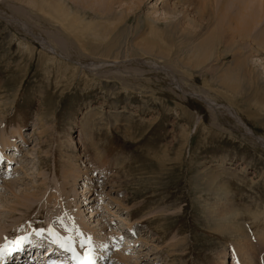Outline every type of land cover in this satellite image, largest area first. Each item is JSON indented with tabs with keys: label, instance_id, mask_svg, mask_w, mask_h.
<instances>
[{
	"label": "rangeland",
	"instance_id": "374dc122",
	"mask_svg": "<svg viewBox=\"0 0 264 264\" xmlns=\"http://www.w3.org/2000/svg\"><path fill=\"white\" fill-rule=\"evenodd\" d=\"M35 1L0 0V245L60 232V246L66 221L108 264H242L241 248L264 264V52L244 54L252 76L227 89L243 50L223 53L211 2ZM56 2L93 33L65 30Z\"/></svg>",
	"mask_w": 264,
	"mask_h": 264
},
{
	"label": "bare ground",
	"instance_id": "6f19581e",
	"mask_svg": "<svg viewBox=\"0 0 264 264\" xmlns=\"http://www.w3.org/2000/svg\"><path fill=\"white\" fill-rule=\"evenodd\" d=\"M48 1V0H47ZM57 1H59V0H57ZM36 1L35 0H31V4L33 5V6H35L36 5V3H35ZM209 2H211V4H212V6H213V13H215L216 14V16L217 17H222V18H225L227 21H228V25H227V27H224V38H225V41L223 42V40H222V42L224 43V45H223V49H225V50H223V53L224 54H226V53H228V52H233V51H230L231 49H235V48H242V50L243 51H241V49H238L237 50V59L234 61V69H232V70H230V71H227V72H225L224 74H223V79H222V81L220 82V87H224V88H227V89H235V88H239V87H241L242 85H245L246 83L244 82V84H243V81L241 80V78L242 79H245L246 78V76H248V75H251L252 76V70L249 68H247V69H245L244 71H242L243 70V67H244V65H245V59H244V54H246V53H249L250 55L251 54H253V53H259L260 51H263L264 52V28L263 29H261V30H259L258 32H255L256 31V27L259 25V24H261L263 21H264V0H233V2L235 3V4H237V7H239V8H236L235 9V11L233 12V13H231V10H233V8H227L226 7V5H225V3L227 2L226 0H204V2H203V4H207V3H209ZM25 3V2H24ZM28 3V2H27ZM30 4V3H29ZM56 7L55 8H50V9H53L52 11H54V13H56L57 14V17H59V18H61V22L64 24V23H67L66 21H68V19H71L72 20V23H74L73 24V26L74 27H71V26H67V25H62V27L63 28H65V27H67V28H69V30H73V28H77L76 27V25L78 24L77 22L79 21L80 23H83L82 25L84 26V27H87L88 29H90L91 31H92V33H93V30L91 29L92 28V25H91V28L89 27L90 26V24L89 23H86L85 21H84V19L83 18H81L80 17V15H78V14H76V13H74L71 9H70V7L68 6V5H66L65 6V4L64 3H62V2H56ZM215 5H217V7H215ZM45 6H46V4H45ZM38 7V6H37ZM36 7V8H37ZM35 8V7H34ZM42 10V13H44L45 11L43 10V9H41ZM37 11H38V9H37ZM44 11V12H43ZM65 13V15L67 16H65L66 18H64L63 16H64V14L63 13ZM41 13V14H42ZM50 13V12H49ZM53 13V14H54ZM227 13H231L230 15H228ZM46 14V13H45ZM44 14V15H45ZM243 14H246L247 15V20L246 21H241L240 23L237 21V20H239L240 18H242V16H243ZM43 15V16H44ZM48 15V14H47ZM56 17V18H57ZM240 17V18H239ZM48 18V17H47ZM58 18V19H59ZM48 19H53V18H48ZM53 21H55V20H53ZM70 21V20H69ZM56 22V21H55ZM108 22V21H107ZM121 22H123V20L122 21H119V22H117L115 25L116 26H113V28L114 27H117L118 25H120L121 24ZM56 23H59V22H56ZM15 25V24H14ZM81 26V24L79 25V27ZM110 26H111V24H110ZM83 27V28H84ZM231 27H233V28H231ZM71 28V29H70ZM79 30H81V28H78ZM115 29V28H114ZM65 30H68V29H66L65 28ZM68 30V31H69ZM67 31V32H68ZM73 32V31H72ZM74 32H79L77 29H75L74 30ZM85 32V31H84ZM74 34V35H76L78 38L80 37V35H81V33H78V34ZM89 33V32H88ZM86 34V33H85ZM218 34V33H217ZM91 35V34H90ZM226 35V36H225ZM218 36L219 37H222V35L219 33L218 34ZM218 36H214V37H212V38H210L206 43H204V45H202L201 47V52H202V54L201 55H199V57H197L196 58V56H195V63H196V65L198 66V65H203L204 63H206V61L207 60H209V59H211V57L212 56H210V51H208V50H211V49H214L215 48V46H218V41L220 40V39H223V38H220V39H218ZM83 38V37H82ZM75 40V39H74ZM76 40L77 41H80V38L79 39H77L76 38ZM245 43L246 44H248L247 45V47L246 48H244V46H245ZM217 44V45H216ZM237 44V45H236ZM219 46H220V44H219ZM147 48H150V47H147ZM221 48V47H220ZM246 49H248V51L246 50ZM257 50V51H255L254 52V50ZM245 50L247 51V52H245ZM244 52V53H243ZM221 53V52H220ZM236 57V56H235ZM225 58H227V57H225ZM218 59L220 60V59H223L222 58V56H221V54H220V56H218ZM226 60V59H225ZM192 63H194L193 61H192ZM221 78V77H220ZM256 78V77H255ZM221 80V79H220ZM254 80V79H253ZM253 80H251L250 82H249V84L251 85H255L256 83H255V81H253ZM247 81H248V78H247ZM253 82H254V84H253ZM258 84V83H257ZM256 84V85H257ZM249 85V86H250ZM260 86V85H259ZM252 88V87H251ZM236 89V90H237ZM235 91V90H234ZM236 92V91H235ZM264 95V93L262 94V96ZM7 145H9V144H7V143H4V142H1L0 143V156H2V149L1 148H3V147H6ZM100 152H97L96 153V155L97 154H99ZM98 157V156H97ZM100 157H101V155H100ZM100 157H99V159H100ZM102 158H104V157H102ZM101 158V159H102ZM11 159V158H10ZM10 159H8V160H10ZM102 161H103V159H102ZM72 166L74 165V164H71ZM86 168V167H85ZM72 169V168H71ZM69 172H66V174H64L63 175V177H64V181L65 180H70V179H75V178H77V176L76 175H78V174H76V172H74L73 170H72V172H71V175L70 174H68ZM67 175H69V176H67ZM80 176V175H79ZM88 176V175H87ZM0 180H1V178H0ZM80 193V192H79ZM78 193V194H79ZM84 193L85 192H81V194L80 195H84ZM87 195V194H86ZM85 195V196H86ZM68 203V202H67ZM61 204V208H63L64 206H65V204L62 202V203H60ZM91 204V202H88V204L87 205H90ZM24 207H27L28 205H26V204H24L23 205ZM60 207V206H59ZM67 207V206H66ZM27 209H28V211H30V210H33V208L31 207V205L30 206H28L27 207ZM49 211V210H48ZM91 213H93V212H91ZM93 215V214H92ZM49 217V216H48ZM97 216H91L90 217V219L88 220V222L86 223V225H83L82 227H80L82 230L83 229H85V231H88L89 233L91 232V230H92V232H93V230H95L94 228H95V226H92V227H90L91 225H92V223H91V221L93 222V224H95V222H96V218ZM2 219V218H1ZM92 219V220H91ZM79 223V222H78ZM89 223H91V224H89ZM2 224V223H1ZM50 224V223H49ZM48 224V225H49ZM81 224V223H80ZM84 224V223H83ZM96 225V224H95ZM79 226V225H78ZM62 227H63V229H67V230H69V233H66L65 232V230L64 231H62V233L64 234V236H63V238H65V236L66 235H68L67 236V238H65V240L64 241H67L68 243L71 241V242H75V244H76V246L74 245V244H72V245H74L75 246V250L72 248V251H74V256L75 257H77L78 255H84V254H81V251L83 250V248H81V246H79V244H80V242L81 241H84V239L86 238V232H85V234L86 235H80V233L78 232L77 234H79V236L78 235H76V238H77V240H75L74 241V239H73V237H72V232L73 231H75V229L76 228H74L73 227V229H71V225L70 226H68L67 225V223H66V221H65V224L64 225H62ZM51 228H53V227H51ZM58 228H60V226L58 227ZM57 228V229H58ZM89 228H91V230H89ZM55 229V228H54ZM53 229V230H54ZM61 229V228H60ZM3 231V227L1 226L0 227V244H1V242H3L2 241V234H1V232ZM55 231H58V230H54V232ZM65 233H66V235H65ZM55 234H56V237H59V235L61 234L60 232H58V233H56L55 232ZM49 236H51V235H49ZM71 236V237H70ZM75 236V235H74ZM45 238H47V242L48 243H46V242H42V237H40V238H36L35 240H32V241H30L29 242V244H33V245H29L28 246V244H26V243H21V244H24V245H19V248L20 247H22V248H24V255L27 253V254H29V256L30 257H33L34 259H36V257H38V256H40L41 254H40V252H41V250H42V248H40L39 249V246H44V244L51 250V248L53 249V251H55V252H59V250L60 249H58V248H56L55 247V245H54V243H56L57 241H58V239L56 238V237H53L52 236V238H49V237H47V236H44ZM70 237V240H68V238ZM95 237V236H94ZM91 238H93V237H91ZM49 239H50V241H49ZM93 240H94V238H93ZM41 242V243H40ZM71 243H69V245H70ZM85 245H87L86 243H85ZM17 246V245H16ZM16 246H14L15 248H16ZM27 246L29 247V248H27ZM0 247H2L1 245H0ZM13 247V248H14ZM241 247V246H240ZM246 247H248V246H246ZM249 248V247H248ZM43 249H46V248H44L43 247ZM66 248H64V249H62V250H65ZM250 249V248H249ZM80 250V251H79ZM241 250L242 251H240V256L241 257H243V259H242V264H249L250 263V258H248V253H246L245 252V248H241ZM38 253V256H36V254ZM35 254V255H34ZM6 256V254L5 255H3V256H0V263H1V261H2V259L4 258ZM21 257H23V255L21 256ZM40 257H42V256H40ZM247 257V258H246ZM42 260H44V259H42ZM102 260L103 259H98V260H96V261H98L99 263H102ZM95 261V260H94ZM61 262V263H60ZM39 264H41V262L39 263ZM57 264H64V260H62V259H59V260H57Z\"/></svg>",
	"mask_w": 264,
	"mask_h": 264
},
{
	"label": "snow or ice",
	"instance_id": "6c2138e0",
	"mask_svg": "<svg viewBox=\"0 0 264 264\" xmlns=\"http://www.w3.org/2000/svg\"><path fill=\"white\" fill-rule=\"evenodd\" d=\"M19 241L17 242L16 249H9L7 244H5L3 247H0V256H3L5 254H10L12 250H18L19 249ZM63 247V245H61ZM83 246V245H82ZM70 250V249H69ZM87 264H91V257L89 256L87 259Z\"/></svg>",
	"mask_w": 264,
	"mask_h": 264
}]
</instances>
